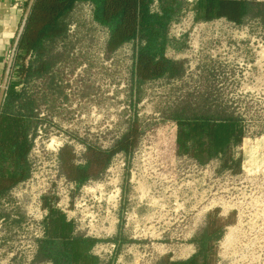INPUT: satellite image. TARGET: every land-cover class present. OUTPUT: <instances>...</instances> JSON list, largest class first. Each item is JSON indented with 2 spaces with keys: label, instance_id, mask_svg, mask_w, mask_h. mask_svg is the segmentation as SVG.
I'll return each mask as SVG.
<instances>
[{
  "label": "rangeland",
  "instance_id": "rangeland-1",
  "mask_svg": "<svg viewBox=\"0 0 264 264\" xmlns=\"http://www.w3.org/2000/svg\"><path fill=\"white\" fill-rule=\"evenodd\" d=\"M194 1L187 0L168 31L180 47L169 48L167 56L183 64L181 76L142 85L133 97L139 99L135 109L132 44L107 54L108 30L94 20L93 4L75 3L65 17L66 37L47 56L58 59L53 72L61 89L37 79L17 86L36 92L43 122L29 155L32 177L0 199V264H30L35 198L41 195L57 197L80 233L100 239L120 233L132 241L121 247L115 264H162L170 252L173 260H183L215 208L230 223L210 264H264V18L252 12L241 25L224 18L200 21ZM134 113L142 135L129 160L118 156L97 180L76 190L69 211L74 190L59 174L60 146L73 145L78 160L84 152L78 139L110 148ZM173 113L237 118L242 141L231 154L242 159L240 171L222 170L218 158L200 164L177 155ZM232 211L237 214L230 216ZM112 249L102 242L95 253L107 259Z\"/></svg>",
  "mask_w": 264,
  "mask_h": 264
},
{
  "label": "trees",
  "instance_id": "trees-1",
  "mask_svg": "<svg viewBox=\"0 0 264 264\" xmlns=\"http://www.w3.org/2000/svg\"><path fill=\"white\" fill-rule=\"evenodd\" d=\"M78 1L92 3L94 20L108 30L105 45L107 54L116 52L125 44H132V109L139 102V99L133 97L142 85L164 77H180L183 72V64L167 56V50L175 46L168 38V31L171 23L188 6L187 0H34L17 44L0 109V199L11 188L31 177L29 155L35 133L43 122L39 117L40 104L36 92H32L26 85L20 90L17 86L37 79L44 85L61 89L53 72L58 59L51 62L47 56L57 42L66 37L65 17ZM155 3L158 4L157 11L152 9ZM194 5L195 19L205 22L224 18L241 25L252 12L255 18H264L263 0H195ZM175 47L179 49L180 45ZM29 56L32 59L26 64L25 60ZM170 120L177 127V155L191 157L200 164L218 158L222 170L239 172L242 159H236L231 154V148L242 141L241 125L237 118L230 116L218 119L210 115L197 117L173 113ZM141 135L139 120L134 113L126 131L110 148L104 149L78 139L84 146L82 163L77 164L79 157L74 147L66 144L58 152L60 174L75 185L76 191L88 181L97 180L115 155L122 153L129 159ZM75 191L71 193V204ZM57 201L56 197H42V208L47 211V216L43 219L44 236L37 241L34 263L115 264L121 247L132 243L120 233L104 240L80 234L74 222L55 207ZM228 219L219 217V209L210 212L204 229L190 241L197 251L187 260L171 261L167 255L162 264H210L213 259L212 249L220 241L223 229L230 223ZM101 242L115 246L112 257L107 261L93 253L96 245Z\"/></svg>",
  "mask_w": 264,
  "mask_h": 264
},
{
  "label": "crops",
  "instance_id": "crops-1",
  "mask_svg": "<svg viewBox=\"0 0 264 264\" xmlns=\"http://www.w3.org/2000/svg\"><path fill=\"white\" fill-rule=\"evenodd\" d=\"M27 2H29V0H0V94L6 68L11 60L13 45L20 29L21 22L23 21L22 16L25 12ZM188 244V251L190 253L183 258V260L189 259L196 252V246L191 242H188ZM93 253L97 255L95 251H93ZM168 255L171 257V252L168 253ZM97 256L99 257V255ZM99 258L104 261L108 260L102 257ZM170 260L175 261L172 257Z\"/></svg>",
  "mask_w": 264,
  "mask_h": 264
},
{
  "label": "built area",
  "instance_id": "built-area-1",
  "mask_svg": "<svg viewBox=\"0 0 264 264\" xmlns=\"http://www.w3.org/2000/svg\"><path fill=\"white\" fill-rule=\"evenodd\" d=\"M39 117L40 118H42L43 117V114L40 112L39 113ZM174 123V122H173ZM41 126V125H40ZM38 127V129H37V131H36V133H35V138H33V147H34V145H35V141H36V134L37 133H41V127ZM39 138V137H38ZM66 145V144H65ZM69 145V144H68ZM64 146V145H63ZM62 146V147H63ZM73 146V145H72ZM33 147H32V150H33ZM61 146H60V148H59V150L62 148ZM74 147V146H73ZM32 150H31V152H32ZM59 150H58V152H59ZM74 150H75V148H74ZM75 153H76V150H75ZM31 154V153H30ZM177 154V153H176ZM76 155H77V153H76ZM124 156L125 157V162L127 161V160H129L128 158H126V156L124 155V154H122V153H119V154H117V155H115V157L112 159V161H111V163H110V165L109 166H111V164L113 163V161L115 160V158H117L118 156ZM57 157H58V153H57ZM78 157V156H77ZM59 158V157H58ZM58 158H57V161H58ZM79 163H82V161H81V158L78 160L77 159V164H79ZM243 163V162H242ZM242 163H241V165H242ZM58 166H59V163H58ZM108 166V167H109ZM31 167H32V165H31ZM125 168H126V164H125V166H124ZM241 167V166H240ZM59 168V167H58ZM125 170V169H124ZM240 171V170H239ZM238 173V172H237ZM236 173V174H237ZM59 174H60V171H59ZM31 175H32V171H31ZM30 175V176H31ZM61 175V174H60ZM61 176H63V175H61ZM32 177V176H31ZM30 178V177H29ZM28 178V179H29ZM27 179V180H28ZM65 179H66V177H65ZM67 180V179H66ZM69 182V181H68ZM22 183V182H21ZM70 184H72L73 185V190L75 191V185L73 184V183H71V182H69ZM20 184V183H19ZM71 193H73V192H70L69 193V205H68V210L69 211H72L73 210V206H74V198H73V204H71ZM45 194V193H44ZM43 196H47V195H41V197H40V199H39V196H37L36 198H35V203H36V208H35V212H36V215L34 216V220H33V222H34V227H35V229H34V235H33V239H34V241H35V243H36V249H35V255H37L36 254V250H37V241H38V239H41V238H43V236H44V227H43V223H39V221L42 219V218H45V216H47V211L45 210V209H43L42 208V197ZM57 198V197H56ZM58 199V198H57ZM39 201V203H37L36 201ZM59 205V199H58V201H57V203L55 204V207L57 208V209H59L60 211H62L65 215H66V217H67V219L68 220H70V221H73L74 222V224H75V228H76V231L77 232H79L80 233V231L78 230V227H77V222H76V220L74 219V218H70V216H68V213L67 212H65L64 211V209H60V207L58 206ZM215 209H219V214H220V212H221V210H220V208H215ZM215 209H213V210H215ZM212 210V211H213ZM34 211V210H33ZM212 211H210V212H212ZM209 212V213H210ZM232 213H234V215H236L237 213H236V211H232L230 214H232ZM44 214V215H43ZM42 215L44 216V217H42ZM120 216H118V223L120 222V220H119V218L121 219V214H119ZM42 222V221H41ZM36 223V224H35ZM42 224V225H41ZM80 234H83V233H80ZM84 236H86V237H90V238H95V239H100V238H96V237H94V236H88V235H85V234H83ZM100 240H104V239H100ZM102 243V242H101ZM101 243H99V244H101ZM104 243V242H103ZM99 244H97L96 245V247L99 245ZM112 246H113V249H112V252H111V254L108 256V258L107 259H109L110 257H112L111 255L113 254V250H114V248H115V246H114V244H112V243H110ZM95 247V248H96ZM95 248H94V250L93 251H95ZM35 255L33 256V258H32V260L30 261V264H36V263H34L33 261H34V258H35ZM100 257V256H99ZM46 264H50L49 262H46Z\"/></svg>",
  "mask_w": 264,
  "mask_h": 264
},
{
  "label": "water",
  "instance_id": "water-1",
  "mask_svg": "<svg viewBox=\"0 0 264 264\" xmlns=\"http://www.w3.org/2000/svg\"><path fill=\"white\" fill-rule=\"evenodd\" d=\"M34 0H29V3H28V7L24 13V16H23V21L21 22V26H20V29L18 31V34H17V37L15 39V43L13 45V50H12V55H11V60L9 61L8 65H7V68H6V72H5V76H4V81H3V85H2V90H1V94H0V109H1V105H2V101H3V98H4V94H5V90L7 88V85H8V80H9V76H10V71H11V67H12V62H13V58L15 56V51H16V48H17V44H18V41L20 40V36L22 34V31H23V28L25 26V22L27 20V17L29 15V12H30V8L33 4Z\"/></svg>",
  "mask_w": 264,
  "mask_h": 264
}]
</instances>
